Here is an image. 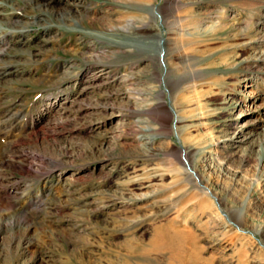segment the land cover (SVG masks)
Masks as SVG:
<instances>
[{
  "label": "rangeland",
  "instance_id": "obj_1",
  "mask_svg": "<svg viewBox=\"0 0 264 264\" xmlns=\"http://www.w3.org/2000/svg\"><path fill=\"white\" fill-rule=\"evenodd\" d=\"M156 1L1 10L0 264H264V0Z\"/></svg>",
  "mask_w": 264,
  "mask_h": 264
},
{
  "label": "bare ground",
  "instance_id": "obj_2",
  "mask_svg": "<svg viewBox=\"0 0 264 264\" xmlns=\"http://www.w3.org/2000/svg\"><path fill=\"white\" fill-rule=\"evenodd\" d=\"M13 1L14 0H0V14L2 13L1 10L4 9L6 6H9L10 4H13ZM160 1L161 0H157L156 2H154L153 4H151L149 6L150 12H154L155 10H159V3H160ZM59 13H61L64 16L66 14L64 11H59ZM155 19H159L158 18V15L155 16ZM162 21H163V19H162ZM73 22H74L73 25H76V26L78 25V20H74ZM165 52H166V49H161L160 48L156 54H151V53L148 54V55L145 54V56L141 57V59H143V60L151 59L152 60L153 58H155L157 60V62H158V65L163 68V65H165ZM170 110H171L172 115H173V121L177 122L178 121V116H176L177 115L176 114V111L173 108H170ZM182 152H183L182 154H183V159H184L183 160V163H184V161H187V160L189 161V159H188V157L186 155V150L185 149H182Z\"/></svg>",
  "mask_w": 264,
  "mask_h": 264
}]
</instances>
